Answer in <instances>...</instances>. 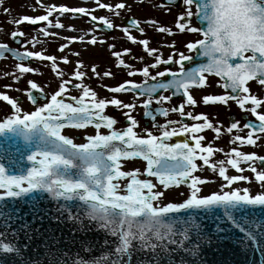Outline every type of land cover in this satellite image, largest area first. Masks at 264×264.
<instances>
[{
	"label": "snow or ice",
	"instance_id": "1",
	"mask_svg": "<svg viewBox=\"0 0 264 264\" xmlns=\"http://www.w3.org/2000/svg\"><path fill=\"white\" fill-rule=\"evenodd\" d=\"M94 2L98 8L107 9L117 17L119 10L128 7L123 2L115 5L102 3L101 0ZM36 3L40 4V0H36ZM169 3H174V0H169ZM182 5L183 11L177 16L175 23L176 29L182 33H196L201 38L185 44L191 55L175 51L174 44L168 45L174 52L166 59L156 54V48L149 47L148 39H137L130 34L135 29L144 35V29L137 19H130L128 26L121 27L107 17L92 15V10L85 7L70 9L66 6H47L44 15H23L9 21L17 26L24 22L31 25L47 22L48 26L59 29L64 26L58 19L52 24L49 17L54 12H71L73 15L79 13L87 16L93 22L99 21L103 29L120 28L126 39L141 45L147 56L153 57L154 62L133 70L121 58L122 54L130 55V49L115 51V46L110 44L109 49L116 66L127 68L129 77L139 74L144 80L141 83L126 80L118 86L107 88V91L121 93L132 90L145 97L141 105L144 116L153 120V127L159 130L160 135H153L146 130V134L141 135L134 130L138 125L131 115L134 104L123 103L116 98H98L97 93L83 83L86 74L80 70L83 67L81 61L76 62L72 73L77 81L73 84L72 80L62 78L64 73L58 71L57 57L54 55L27 49L19 51L6 43H0V58L10 55L18 61L15 73H5V76L11 75L13 82L24 74L37 72V69L22 63L31 58L50 61L51 71L60 78L58 90L50 95L38 87L37 83L28 81L29 89L24 91L33 105L31 111L22 110L18 100L0 93V102H6L10 106V114L0 120V136H5L7 141L6 134H10L23 145L13 152L15 139L12 144H0V220L11 219L17 212L14 202L24 198H28L34 217L40 211L37 205L44 193L53 200L68 202L57 209L61 214L67 212L68 220L81 223L87 220L97 230L103 231L106 237L115 238L114 241L105 239L106 250L98 257L76 259L73 264H132L133 256L136 257L135 264H185L183 259L174 260V253L197 256L199 244L212 239L202 223L205 219L217 222L214 233L226 231L221 227L224 221L230 227L238 229L243 234L240 242L245 248L248 242L255 245L264 241V191L253 195L248 188H233L234 183L248 181L249 178L244 175L229 176L226 167L230 166L231 170L242 173L246 169L241 164H247V170L254 174L255 181L264 185V169L255 166L257 162L264 163V156L245 153L232 147L225 153L226 159L210 162V157L223 149L214 148L210 143L204 145L202 141L205 137L198 133L210 129L219 134L221 129L202 113L185 112L186 106L197 104L189 90L205 86L208 76L214 75L219 77V86L225 92L221 95H204L203 104L227 105L229 101H235L241 110L250 112L257 121L244 123L243 128L249 130L247 135L232 136L230 144L238 142L241 146H254L264 138V112L258 111L264 107V99L250 94L248 87V83L253 80L264 86V0H182ZM3 11L7 14L10 10L4 8ZM193 19L198 22L199 27L191 23ZM146 23L157 25L158 33L173 35L171 28L158 25L155 20H147ZM93 27L95 28V24ZM69 30H72L71 26ZM39 31L45 37L50 35L44 27ZM91 31L92 29L89 34ZM23 36L24 33L19 30L10 33V37L22 47L24 42L19 37ZM65 39L69 43L76 40L84 42V36ZM98 42L103 44L105 41H98L95 35L87 40L91 45ZM67 47L68 44L60 45L58 51H64ZM59 59L63 64L70 63L67 56ZM139 59L142 61L143 57ZM185 62L191 66L186 67ZM171 63L178 65L179 70L165 68L151 75L150 69ZM91 71L94 76L100 75L95 65L91 67ZM111 75L109 71L103 73L105 77ZM166 76L170 78L162 79ZM70 84L80 91L79 96L69 94ZM4 87L10 89L11 84ZM163 92H170L171 95L166 96ZM157 93L160 94L156 95ZM177 95L183 97L178 106L157 107L154 114L151 108L153 100L160 105ZM108 105L128 109L124 113L125 127H114L117 120L105 114ZM170 112L178 113L181 118L186 117L194 123L189 125L183 119L167 120L164 124L155 122L156 115L166 118ZM88 126L94 127L95 132L84 135L85 142L82 143H75L64 133L65 129L84 130ZM101 128L107 129V133H102ZM233 130H238V122H232L226 129L227 133H232ZM177 136H184V140L168 143ZM189 140L193 143L189 144ZM135 158L146 162L143 174L145 177H154L155 182L148 178L141 179L139 169L122 170V162ZM198 160L225 182L221 185L220 192L200 195L201 185L209 181L194 175L201 168ZM182 184H186L190 190L186 199L179 203H159L163 195L161 186L169 189ZM225 188L229 190H224ZM72 207L76 209V214L71 211ZM7 236V232L0 233V254L18 253L19 249L7 240ZM84 250L87 251V248ZM50 264H57L55 257Z\"/></svg>",
	"mask_w": 264,
	"mask_h": 264
},
{
	"label": "flooded vegetation",
	"instance_id": "2",
	"mask_svg": "<svg viewBox=\"0 0 264 264\" xmlns=\"http://www.w3.org/2000/svg\"><path fill=\"white\" fill-rule=\"evenodd\" d=\"M82 7L92 10L91 14L97 17H107L110 19L115 25H120L121 27L128 26V22L130 19H137L140 22V27L144 29V35L142 36L137 30L132 29L131 35L136 37L137 39H148L149 40V47L156 48L158 51L156 54L161 55L162 59H166L168 55L173 54L174 50L168 45L174 44L175 51L177 52H184L185 54L191 55V53L187 52L185 48V44L190 41H195L200 39L201 37L196 33H188V32H180L175 27L177 16L183 11L182 0H174V3H171L169 6H161L163 5L162 0H143V2L138 3L140 6L137 9L132 11L128 14L126 12L124 15H119L118 17L115 15H108L105 14L106 12L103 9H100L95 4L94 0H79ZM194 11V8H193ZM39 13V12H37ZM58 12H54L55 15ZM43 14H36V16L44 15ZM61 14V13H60ZM49 17L55 18L56 16ZM35 16V17H36ZM61 18H70L76 24L73 25L71 28H77V31L69 30V26L67 23L63 22L62 25L64 27L56 29L51 28L48 26L47 22H38L36 25L31 24H22L26 26L20 27L18 30L22 31L23 33H28L23 37H20V41L24 42L23 47L19 43L17 49L19 51H24L25 49L29 51H41L44 55H54L57 57V64H58V71L63 72V79L72 80L73 84L77 81L74 80L72 73L75 68L70 67V63H74L76 65L77 61H81L83 67L80 69L81 71L85 72V77L83 78V83L88 85L93 91H95L98 95V98L104 99H112L116 98L121 100L123 103H132L135 105L134 109L131 111L132 117L138 122L137 127L134 129L138 134L145 135L146 131H151L153 135H160V132L157 128L153 127V120L151 118L144 116V109L141 106L143 99L145 97L139 96L137 92L132 90L121 92V93H111L107 91V88L118 86L119 84L123 83L126 80H131L135 83H141L144 80V77L137 74L132 77L127 75V68L124 67H117L115 58L112 56V52L109 49V45L112 44L115 46V51H122L123 49H130V55L122 54L121 58L124 59L125 63L129 64L133 70H139L146 65H150L153 61V57H148L147 54L143 51L142 46L138 43L133 44L129 42L126 37L124 36L123 32L120 28H115L112 30L103 29V25L97 21L93 22L89 17L83 16L79 13L73 15L69 12L67 16H57V19ZM147 20H155L158 22V25L169 27L172 29L173 35H167L164 33H158L156 31L157 25H150L146 23ZM51 21V20H50ZM53 24V21L51 22ZM191 23L194 26L199 27L200 25L198 22L193 19ZM95 24V28L93 27ZM20 26V25H19ZM41 27L46 28L48 32L54 31L57 35L52 37V40H59L63 42L65 38L73 37L74 35L84 36V42L79 40L73 41L69 43L67 41L68 47L65 51H52L50 50V38L45 37L43 33L39 31ZM92 29L91 33L89 34V30ZM64 30L67 31L65 35H63ZM52 33V32H51ZM35 40H33V37ZM69 35V36H67ZM92 35H95L99 40H104L103 44L97 43L95 45H91L87 43V40L91 38ZM77 36V37H78ZM63 37V40L61 38ZM29 41H31L29 43ZM73 50L74 53H78L77 57H72L69 53V50ZM67 56L70 63L63 64L59 58ZM139 57H143L141 61ZM175 58H178L175 57ZM11 62L12 68L14 73L16 72L15 64L18 61H14L11 58H8ZM198 60L200 58H197ZM14 63V64H12ZM33 69H37L36 73H27L24 74L19 80L15 81L16 88L14 91H8L5 89V85H2L0 81V93H6L11 98H14L19 101L22 110L31 111L33 109V105L27 99L25 89H29L28 81H33L37 83L38 87L42 88L46 94H51L54 91L58 90V83L60 78L57 77L56 73L51 71V62L44 61L40 59L31 58L25 62H22ZM95 65L96 70L100 73L99 76H94L91 67ZM185 66L189 67L187 62H185ZM165 68H170L172 71H178L179 66L171 63L169 65H159L156 69H150L151 75H155L156 71H162ZM105 71H109L112 73L111 76L105 77L103 73ZM170 77L166 76L162 79H169ZM152 81H149L151 83ZM220 80L218 77L211 75L208 76L206 80V85L203 87H193L191 88L190 94L193 98L197 101L195 106H186L185 112L192 111L193 114H204L209 118V121L213 123L212 117L215 115L216 107H220V103L216 104H203L202 98L204 95L213 94V95H221L224 94V89L219 86ZM248 87L250 89V94L257 95L258 98L264 99V86L260 85L257 81L253 80L248 83ZM19 89V91L17 90ZM69 94L73 96H79L80 91L75 89L72 84L68 85ZM157 93L156 95H159ZM164 95L170 96V92H163ZM183 100L182 95H177L172 97L170 101L163 102L162 104L158 105L155 100H153L151 104V108L155 114V109L157 107H165L171 108L174 106H178ZM46 101H41V103ZM251 105H246V107H250ZM224 108L228 109V111L224 112V116L229 115L228 123L229 126L232 122H235V118L239 121V131L246 133L248 129L243 128L244 122H242V117L245 119L255 121V117L251 115L250 112H245L241 110L235 101H229ZM264 107L258 109V111H263ZM125 112H128V109L124 108H117L112 105H108L105 108V114L110 117H113L117 120V124L114 125L116 129H122L126 126V117L124 115ZM223 112V111H222ZM10 114V106L7 105L6 102H0V120L6 118ZM183 119L184 123L191 125L194 123L191 119L188 118H181L178 113H169L168 117H163L156 115L155 122L158 124H164L167 120H181ZM195 123H203V121H195ZM178 127V125L176 126ZM146 130V131H145ZM210 129H205L199 135H204L206 133L211 132ZM95 129L86 128L84 130H73L68 129L65 130V133L68 134L71 138H73L75 143L79 142V139L82 138L86 134H94ZM215 135H219L214 133ZM184 140V136H177L173 137L168 143H177L182 142ZM189 142H192L189 140ZM193 143V142H192ZM198 165L201 166L200 169L197 170L194 175H209L211 170L207 168V166L203 165L202 161H197ZM258 167V166H257ZM243 168L244 165H243ZM259 168V167H258ZM260 169V168H259ZM213 182H220L218 178L211 179L209 183ZM207 184V183H206ZM203 184V185H206ZM228 188L224 189L227 190Z\"/></svg>",
	"mask_w": 264,
	"mask_h": 264
},
{
	"label": "water",
	"instance_id": "3",
	"mask_svg": "<svg viewBox=\"0 0 264 264\" xmlns=\"http://www.w3.org/2000/svg\"><path fill=\"white\" fill-rule=\"evenodd\" d=\"M13 42L15 43L14 40ZM6 135L7 141L5 136H0V144H12L15 139L12 151L23 147L21 141L10 134ZM16 155L18 158L19 154ZM23 163L27 166L26 161ZM259 164L264 167V163ZM66 203L68 202L63 200H53L44 193L37 205L40 211L37 217H34L28 198L14 202L17 212L11 219L0 220V233L7 232V240L14 243L19 252L11 255L0 254V264H50L53 257L56 258L57 264H73L76 259L98 257L105 251V239L114 241L115 238L106 237L103 231L97 230L95 225L87 220L82 223L68 220L67 212L61 214L57 211ZM71 211L76 214L74 207ZM202 223L212 239L199 244L196 257L181 252L174 253V260L183 259L185 264H264V241L255 245L248 242L245 248L240 242L243 234L230 227L228 222L221 223V227L226 231L220 233H214L217 226L215 220L205 219ZM135 261L136 257L133 256L132 264H135Z\"/></svg>",
	"mask_w": 264,
	"mask_h": 264
},
{
	"label": "rangeland",
	"instance_id": "4",
	"mask_svg": "<svg viewBox=\"0 0 264 264\" xmlns=\"http://www.w3.org/2000/svg\"><path fill=\"white\" fill-rule=\"evenodd\" d=\"M101 2L105 4L110 3L112 5H115L118 2L125 3L128 7H126L125 9L119 10L120 11L119 15H124L126 12H128L129 14L133 10L135 11L138 6H140L137 0H101ZM41 5H43L44 7H41ZM47 6H57V7L66 6L70 9L82 7L79 0H40V4H37L36 0H0V43H6L11 38L10 33L13 30H18L20 27L26 26L22 24H27V22H24V23H21L20 26L19 25L17 26L14 23H9V21H14L16 19H19L23 15L35 17L36 14L46 13L45 9L47 8ZM4 8H8L10 11L7 14H5L3 11ZM103 11L106 12L105 14L114 15L112 12L108 11L107 9H103ZM67 15H69V13H63V14L56 13L55 15H53L56 17L51 18L50 20L51 22L53 21V24H55L57 22V16H67ZM59 22L61 24L65 22L68 25H71V27L73 25H76L72 21L71 18L70 20L68 18H61L59 19ZM51 28L55 29L54 31L58 29L55 27H51ZM54 31H51V32L53 33ZM72 31H77V28H73ZM51 32H49L50 35L47 36L50 38L49 39L50 45H51L50 50L60 52L58 51L59 46L66 44L68 40L67 39L63 40V37L61 38L63 42L59 40H52V37L54 35H51ZM66 33L67 31L64 30L63 35H65ZM26 34L24 33V35ZM30 36L33 37V35H30ZM77 36L78 35H74L73 37H77ZM67 50H69V53L72 55V57H77V55L73 54L74 53L73 50H70V49H67ZM69 65L72 68H75L76 66L74 63H70ZM14 71L15 70H13L11 62L8 58L6 60L0 61V81L2 82V85L11 84L10 89L5 88L8 91H14V89L16 88V85H15V82H13L11 75L5 76V73H14ZM224 106L225 105L222 104L220 105V107H216L215 110L217 113H215V115L212 117L213 124L215 126L220 127L221 129L219 135H215L213 131L203 135L205 137V140L202 141L204 145H208L210 143L211 146H213L214 148L223 149L222 152L214 153L210 157V162L215 163L216 161L226 159L225 153L230 151L232 147H237L240 151L245 152V153H255L258 156H264V138L260 139L257 142V144L254 146H247V145L241 146L238 144V142L234 144H230L229 141L232 136L234 135L246 136V133L239 131V124H238V130H233L232 133H227L226 129L229 127V123H228L229 115L225 114L224 116L223 113L228 111V109L224 108ZM262 112H264V110ZM235 122H239V121L235 118ZM243 165L246 170L243 171L242 173H237L236 171L231 170L230 166H226L228 168L227 175L229 176L244 175L249 178L248 181H239V182L234 183L232 187L240 188V189L248 188L250 191V194H253V195L258 194L261 191H264V185H262L261 183H257L255 181L254 174L251 171L247 170L248 165L242 163V167ZM255 166L257 167V163L255 164ZM132 169H139L141 176H142L144 173L145 165L142 162L135 161V160L123 162L122 170L127 171V170H132ZM200 177L203 179H207L208 181H210L213 178H218L220 181L219 183L213 182L209 184L207 183L206 185H201V188H202V191L200 193L201 196L209 195L213 192H217V193L220 192L221 185L225 183L218 176V174L213 173V171H211L209 175H200ZM160 191L163 192V195L159 199L160 204H166L169 202L179 203L184 198H187L190 192L188 187H183V186H179L177 188H170V189H163V187H160Z\"/></svg>",
	"mask_w": 264,
	"mask_h": 264
},
{
	"label": "bare ground",
	"instance_id": "5",
	"mask_svg": "<svg viewBox=\"0 0 264 264\" xmlns=\"http://www.w3.org/2000/svg\"><path fill=\"white\" fill-rule=\"evenodd\" d=\"M242 165V164H241ZM242 167V166H241Z\"/></svg>",
	"mask_w": 264,
	"mask_h": 264
}]
</instances>
